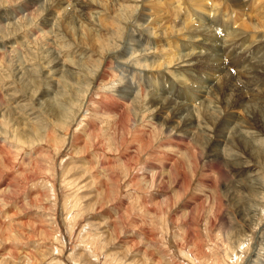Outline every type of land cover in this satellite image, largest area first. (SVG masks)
Wrapping results in <instances>:
<instances>
[{
  "label": "rangeland",
  "instance_id": "rangeland-1",
  "mask_svg": "<svg viewBox=\"0 0 264 264\" xmlns=\"http://www.w3.org/2000/svg\"><path fill=\"white\" fill-rule=\"evenodd\" d=\"M85 1L82 19L78 0H0V264H264V124L206 87L193 127L168 132L148 78L184 95L227 74L264 86L253 46L223 65L211 55L215 67L188 60L221 46L198 31L207 5L222 19L215 33L264 52V0ZM247 94L264 111V91ZM211 130L224 137L216 146L192 140ZM232 134L258 154L228 149ZM234 155L260 181L255 192L238 186Z\"/></svg>",
  "mask_w": 264,
  "mask_h": 264
},
{
  "label": "bare ground",
  "instance_id": "bare-ground-1",
  "mask_svg": "<svg viewBox=\"0 0 264 264\" xmlns=\"http://www.w3.org/2000/svg\"><path fill=\"white\" fill-rule=\"evenodd\" d=\"M78 1H79V3H78V6H79L78 9L80 10V13H79L80 14V18L84 19L81 15H83V14L86 13V11H87L86 9L89 8L88 7L89 4L85 0H78ZM230 3H233V5H241V6L244 4V2H242V0H233ZM33 4L34 3L31 1L29 4H26L27 7H24V9L25 10H28V8H30ZM207 6H206L207 8L206 7L204 8L202 6L204 8V9L202 8L203 10L201 8H199L201 10V14L202 15H200L198 17H195L198 20L197 23H203L205 21L208 22L203 29L198 30V31H200V32L208 35L211 39H214V41L216 42V46H219V45H217L219 43H221L220 44L221 46H219V48L216 49L217 50L216 52H211V54H210V52L203 53L202 51L201 52H198V53H194V54L191 55V57L188 60L189 61H191V60L196 61V62H194V64L200 63L202 65V67H204V68H206V67H215V66H212L210 64L211 55H213V59L215 61H220L221 62L220 64L223 65V63H222L223 62V58H221V57H224L225 58V55L228 54V56L231 58V60L233 59L234 61H236L235 58H234V56H233V52L236 51L237 49L241 48L243 45L246 44V47L245 48H248L249 51L246 54H242V56H240L239 59L240 58L242 59L243 57H245L244 59L249 58L251 56V52L253 51V48L250 47V46H253L257 50L256 53H261L262 54L259 57L257 56V59H255V61H256V64L263 66L261 68V71L259 70V72H258V73L261 72V74L263 75L264 74V52H262L261 48L257 47V45H255L253 43V41H251V42H247L246 40L241 41V39L239 37H237V36H233V35L230 36V34H228V30H226V29L224 31L221 30L219 33L218 32L215 33L214 27L220 21H222V19L221 18H220V20H218V18H217V20L213 19L215 17V13H214V11H212L211 9H209V5H207ZM185 12L187 13V14H185L186 17L190 20L192 18V16H193L191 14V10L190 9L189 10L186 9ZM205 12H207V15H210V18H209V16H207L208 18H206V17L204 18L203 17V16L206 15ZM208 12H210V13L208 14ZM9 16L10 15H8L6 17L9 18ZM245 25H246V23H245ZM248 26H249V24H248ZM248 26L246 25V27H248ZM251 29H252V27H251ZM77 33H75V34H77ZM225 33H227V34H225ZM138 36L140 37L141 42H144L145 41V39H146L145 37L146 36H142L140 34ZM103 43H104V41H103ZM256 53H254V55ZM254 55L252 57H255ZM252 57H251V59H252ZM191 64H193V63H191ZM258 65H256V68H257ZM224 66H226V67L229 68V65H224ZM57 70L61 72L63 69H62V67H59V68H57ZM100 70L101 69H99V71ZM50 73L51 72H49L48 76H50ZM226 73H229V71H227ZM261 74H259V75H261ZM45 75L47 76V74H45ZM253 75H255V74H253ZM97 76L103 77L104 74L102 72V73L96 75L93 79H91L92 80L91 83L93 81L94 82L96 81ZM249 76H251V75H249ZM148 78H149V82H151V85L154 86V88H153V91H154L153 92V97L154 98L153 99H155V103H157V105H158L159 114H160V117L162 119L161 122H160V125L158 127H160V128L166 127L168 129V132H175L178 129H181L183 127H193L192 126V121H193L194 112H195L194 111V108L196 107V105L201 104L203 102V100H206V99H203L204 97L206 98L207 97V94H208V90H203L206 87H207V89L210 88V90H213V91L218 89L220 91V93L223 92V94L226 95V96L232 95L230 98H231L232 101H234L235 104L234 103L233 104L236 107H238V106H245L244 108H248L247 110L250 111L253 114V115H251L252 116V122H251L252 125L253 124L254 125H261L260 122L262 124H264V111L258 109L257 107H255V105L251 106L253 102H251L250 100H246L248 98V96H249L247 93H250V94L253 95L258 90L259 91H264V89H261L262 87H264L263 84L260 82L261 80H263V79H261V77H259L258 79L252 77V80H249L246 83L249 86H247L245 88H241V87L238 86V85H241V84L240 83H237L236 84L235 82H233V80H230L228 78V74H227L225 77H223L224 79L222 80V83L221 82H218L216 80H212L209 84L205 83L206 86H203L202 89H198L196 91V93H194V95H192V94H190V95L185 94L184 95L180 91V89L178 87H176L174 89V85L173 86L172 85H166L164 83L154 84L156 82L155 81L153 82L150 77H148ZM156 78L157 77H155L154 80ZM135 84H136L135 82H133V83L131 82L130 83V86H131L130 87L131 88L130 94H133L135 92V87H134ZM261 84H262L261 88L254 89L255 86L257 87V86H260ZM157 86H160V87H157ZM251 86H252V88H250L249 91L246 92L247 88H249ZM212 88H215V89H212ZM155 90H156V92H155ZM255 90H257V91H255ZM184 91H186V90H184ZM42 93L43 94L41 96L48 95L49 94V92H47V90H45ZM243 94H246V95L244 96ZM186 98H188V99H186ZM197 100L199 101V103H198ZM46 103H50L51 104V102H49V101H46ZM235 109H237V108H235ZM242 110H243V108H242ZM211 114H212V112H211ZM136 116H135V118H136ZM229 118L230 117L227 118L226 116L223 115V116H221L218 119V121L216 123L217 124L219 123V125H218L219 126V130H223V128L225 126H227V122L229 121ZM230 120H231V123H228V125H230V124L232 125V122L235 121V120H232V119H230ZM237 124H238V121L235 124V126L231 128V131L232 130L235 131V129L238 128V125ZM27 127H29V126H27ZM232 136H233L232 139H229V140L226 139V145L228 146V149H236L237 148V145H239L241 143L251 153H253V154L254 153H257L258 154V151L256 150V148L254 146H252L251 140H247L244 137H241L238 140V138L236 137L238 135L235 136V135L232 134ZM223 138H216V134L213 133V130H211L208 133H203V132H200L199 131V132H195L192 135V140H195V141L200 142V144L203 145V148H205V147L207 148L208 147V144H209V146L214 147L218 143L222 142L223 141ZM147 141H148V139H147ZM150 145H151V143H150ZM202 152H203V149H202ZM212 155H216L217 156V153H213ZM262 155H264V152L262 153ZM195 160H196V158H195ZM215 161H217V163L220 162L219 156H218V158H216ZM226 161H227V158L224 159L223 163L226 162ZM245 167H246L245 164H243L241 162H238V158H237L236 155H234L233 157H231L230 169L232 171H234V175H236V177H237V184H238V186L239 187L241 186L242 188H249L250 191L253 190V192H255L257 189H259L261 187L260 181L258 179H256V178H253L254 177L253 176L254 174H252V173L250 174L249 171L246 170ZM240 170L243 171V174L240 173L241 172ZM172 172H174V171H172ZM194 172H195V169H194ZM168 173H170V172H168ZM177 174H178V172L176 174L175 173H172V175L169 178H172L171 180H175L176 181V179L180 175V174L179 175H177ZM166 181H168V180H166ZM186 181H188V180H186ZM187 184L189 185V181H188ZM185 188H187V187H185ZM253 217H255L254 214H253Z\"/></svg>",
  "mask_w": 264,
  "mask_h": 264
}]
</instances>
